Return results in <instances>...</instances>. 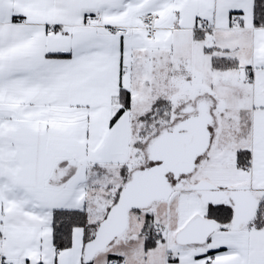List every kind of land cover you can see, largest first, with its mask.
I'll return each mask as SVG.
<instances>
[{
	"label": "snow or ice",
	"instance_id": "snow-or-ice-1",
	"mask_svg": "<svg viewBox=\"0 0 264 264\" xmlns=\"http://www.w3.org/2000/svg\"><path fill=\"white\" fill-rule=\"evenodd\" d=\"M0 264H264V0H0Z\"/></svg>",
	"mask_w": 264,
	"mask_h": 264
}]
</instances>
